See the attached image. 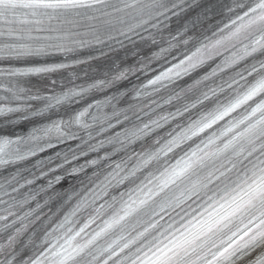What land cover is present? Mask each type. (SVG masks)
<instances>
[{"label": "snow or ice", "instance_id": "6c2138e0", "mask_svg": "<svg viewBox=\"0 0 264 264\" xmlns=\"http://www.w3.org/2000/svg\"><path fill=\"white\" fill-rule=\"evenodd\" d=\"M194 6L0 0V117L35 121L0 136V264H264V0L174 32ZM125 41L126 70L48 85L54 57Z\"/></svg>", "mask_w": 264, "mask_h": 264}]
</instances>
